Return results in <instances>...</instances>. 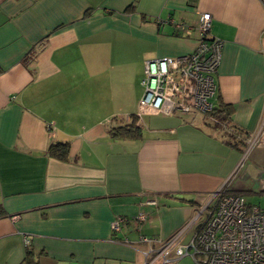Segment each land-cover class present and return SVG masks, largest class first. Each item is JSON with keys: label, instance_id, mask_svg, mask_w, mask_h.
<instances>
[{"label": "crops", "instance_id": "1", "mask_svg": "<svg viewBox=\"0 0 264 264\" xmlns=\"http://www.w3.org/2000/svg\"><path fill=\"white\" fill-rule=\"evenodd\" d=\"M205 12L223 42L210 100L249 135L264 120V0H0V264H142L141 237L169 239L218 188L264 191V144L231 146L198 112L109 133L137 115L144 61L192 51Z\"/></svg>", "mask_w": 264, "mask_h": 264}, {"label": "built area", "instance_id": "2", "mask_svg": "<svg viewBox=\"0 0 264 264\" xmlns=\"http://www.w3.org/2000/svg\"><path fill=\"white\" fill-rule=\"evenodd\" d=\"M197 29L200 37L189 53L144 61L139 118L144 113L198 112L208 125L214 124L207 114L214 107L210 98L216 91L214 74L223 42L211 34L209 13L200 15ZM259 144H264V120L246 138L247 150ZM111 228L118 230V222ZM190 228H193L192 237L182 241ZM140 240L148 243L142 264H168L184 257H190L196 264H264V209L248 203L243 193L220 187L210 193L196 214L169 239L161 242L142 236ZM23 242L28 243L26 236Z\"/></svg>", "mask_w": 264, "mask_h": 264}, {"label": "trees", "instance_id": "3", "mask_svg": "<svg viewBox=\"0 0 264 264\" xmlns=\"http://www.w3.org/2000/svg\"><path fill=\"white\" fill-rule=\"evenodd\" d=\"M231 106L227 104H220L214 106L213 109L207 114L208 117L212 118L214 124L211 125L212 128L218 129L226 135V143L234 146H246L247 134L242 133L238 128H236L230 121ZM138 116L136 114L130 115V121L125 124L112 125L109 128V133L115 138H125V139H135L140 137V126L137 123ZM69 151L68 142H57L52 144L48 152L53 157L57 159H66ZM0 214H2V209L0 208ZM29 256L30 254L27 253ZM34 263L31 260L27 262ZM26 263V264H27Z\"/></svg>", "mask_w": 264, "mask_h": 264}, {"label": "rangeland", "instance_id": "4", "mask_svg": "<svg viewBox=\"0 0 264 264\" xmlns=\"http://www.w3.org/2000/svg\"><path fill=\"white\" fill-rule=\"evenodd\" d=\"M249 160V157L247 156L245 161ZM255 176L253 177H257L256 180H254V178H251L252 179V183L254 184H258V180L259 178L261 177L263 180H264V172H262L260 175L259 173L255 172ZM250 176V175H249ZM248 176V177H249ZM247 177V178H248ZM248 198H249V202L253 205H257L259 206L260 208L264 209V191H259V189H257L255 187V185L253 186V190L249 192V195H248Z\"/></svg>", "mask_w": 264, "mask_h": 264}]
</instances>
